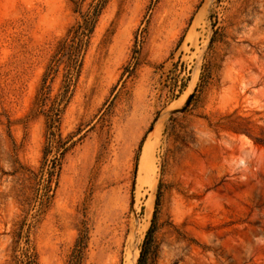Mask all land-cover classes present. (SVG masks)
<instances>
[{"label": "rangeland", "instance_id": "1", "mask_svg": "<svg viewBox=\"0 0 264 264\" xmlns=\"http://www.w3.org/2000/svg\"><path fill=\"white\" fill-rule=\"evenodd\" d=\"M139 263L264 264V0H0V264Z\"/></svg>", "mask_w": 264, "mask_h": 264}, {"label": "trees", "instance_id": "2", "mask_svg": "<svg viewBox=\"0 0 264 264\" xmlns=\"http://www.w3.org/2000/svg\"><path fill=\"white\" fill-rule=\"evenodd\" d=\"M103 1V0H102ZM101 3V2H100ZM93 18H88L83 23L79 24L74 30L69 31V35L73 33L72 37L69 36L65 39L63 45L59 49L61 55H67L69 59L70 69L76 67L79 57V51L84 43V37L89 34L92 30ZM72 41V43H69ZM57 113L51 114L50 124H49V137L47 141V147L44 151V163L40 173H36L32 170H28L31 174L32 180H35V185L33 186V196L30 198L27 194L28 190H25L26 199L29 204L33 206L34 203L43 205L45 200L48 199V193L51 190V184L53 181V175L58 167L61 165V158L66 150V142L62 140L61 135L56 133V123L58 121ZM56 145V148H55ZM55 148V153L51 157L53 150ZM27 194V195H26ZM22 229V228H21ZM18 238L22 237V230L16 232ZM17 242V241H16ZM142 260V257H141ZM140 264V263H139Z\"/></svg>", "mask_w": 264, "mask_h": 264}, {"label": "water", "instance_id": "3", "mask_svg": "<svg viewBox=\"0 0 264 264\" xmlns=\"http://www.w3.org/2000/svg\"><path fill=\"white\" fill-rule=\"evenodd\" d=\"M192 98H193V95H191V96L188 98L186 105H189V104H190Z\"/></svg>", "mask_w": 264, "mask_h": 264}, {"label": "bare ground", "instance_id": "4", "mask_svg": "<svg viewBox=\"0 0 264 264\" xmlns=\"http://www.w3.org/2000/svg\"><path fill=\"white\" fill-rule=\"evenodd\" d=\"M148 144V143H147ZM148 153V146H146V148H145V155ZM145 158L147 157V156H144ZM144 163V162H143Z\"/></svg>", "mask_w": 264, "mask_h": 264}]
</instances>
